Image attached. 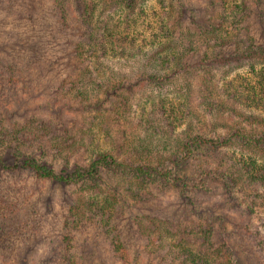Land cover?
I'll list each match as a JSON object with an SVG mask.
<instances>
[{"label":"trees","instance_id":"trees-1","mask_svg":"<svg viewBox=\"0 0 264 264\" xmlns=\"http://www.w3.org/2000/svg\"><path fill=\"white\" fill-rule=\"evenodd\" d=\"M51 1L0 0V254L152 264L147 230L160 264H264V222L226 234L208 201L264 217V0H176L161 14L111 0L118 20L97 17L105 0ZM55 199L59 261L42 211Z\"/></svg>","mask_w":264,"mask_h":264},{"label":"rangeland","instance_id":"rangeland-1","mask_svg":"<svg viewBox=\"0 0 264 264\" xmlns=\"http://www.w3.org/2000/svg\"><path fill=\"white\" fill-rule=\"evenodd\" d=\"M46 3L45 5L47 6L45 8V10L49 9L50 7H52V1L51 0H45ZM106 3L103 4L102 6H100L101 4H99V8H98V12H97V17L101 16V18L103 19L104 17H107V15H110L112 17H114L116 20L118 19H123L125 16V12L122 10V8H119L118 6H116V2H110L111 0H105ZM163 1V6L160 4L159 0H153V1H147L144 4V8L145 9H151L154 8V10L157 13H164L165 11L168 10V6H170L171 1H173V3H175L176 0H161ZM185 1L186 3L188 2L189 4H191L193 6V9H197L198 11H200L201 9H206L208 10V4H209V0H182ZM101 3V2H99ZM99 12H102L99 13ZM114 22V21H113ZM32 101L28 102V105H33L31 104ZM45 191V190H44ZM221 194H224L221 190H219ZM47 194V192H46ZM211 205H213V208L215 209L216 212H218L219 214L222 215L221 218H223L227 223H225V227L227 229V231L225 232L226 234L229 232L234 231V229L236 227H239L242 225L244 227H248L250 225V227L259 225L260 222H264V217L263 215L260 213L255 214L253 217H251V220L248 219V216L243 219V216H241V218H239V216L237 215V212H232L228 209H223L224 204L227 201V198L221 195H218L215 198H210L208 200ZM161 202H163L164 208L166 209H172V212L176 211L179 209L181 202L178 199V194L175 192H172L170 190H167V194L166 196L162 197ZM64 203V204H63ZM49 204L47 205H43L42 206V211H43V224H44V228L45 230H47V237H53L55 238V241L58 240L59 243L57 244V252L55 254L56 255V259H58L57 257L60 256L62 257V255L64 254V247L61 244V239L64 233L63 230V211H67L66 206L65 205V201H59L58 199H55V201L53 203H51L49 206ZM184 211V210H181ZM177 212V211H176ZM186 212V211H184ZM155 216H159L157 215V213H154ZM186 215L184 213H171V217L174 219L175 217H185ZM227 219V220H226ZM249 223V225H248ZM251 223V224H250ZM124 226L126 227L125 230V236L127 237L129 243L131 246L130 247V252L133 251H139L140 250V244L141 245H146V249L148 250L149 253H147V255L145 256L146 259H148L150 261V263L152 264H160V256H158V252H154V250L157 248L156 245H148L147 246V242L146 237L149 236L148 231L146 230L144 232V237L142 238L140 241H134V236L136 235L135 232H137L134 229L133 223L132 222H124L123 221ZM148 234V235H147ZM149 238V237H148ZM100 237L97 235V237L94 238L93 241H89V242H94V241H98L101 242V245L103 247L106 246V244L103 241H100ZM82 236H80V232L79 233H75V249L77 252H82L84 249V242L82 241ZM137 240V238L135 239ZM128 243V244H129ZM54 244V243H53ZM21 245L20 246H16L13 245V250L4 252L2 254H0V264H18L19 260H23V263L26 262V260L28 261L27 263H31V264H39V261L37 260L38 254L40 253L39 248L38 249H34L32 250L31 253L33 254H29L27 259L24 260V257L26 255H24L25 253H23V255L21 256L20 252L21 250ZM52 249H56L55 246ZM74 249V250H75ZM51 250V249H50ZM21 256V257H20ZM20 258V259H19ZM19 259V260H18ZM58 259V261H59Z\"/></svg>","mask_w":264,"mask_h":264}]
</instances>
